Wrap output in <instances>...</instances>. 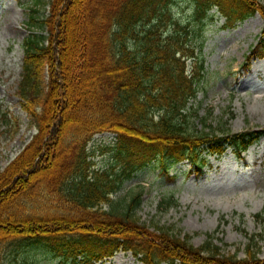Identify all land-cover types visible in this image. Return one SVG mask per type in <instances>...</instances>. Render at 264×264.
Returning a JSON list of instances; mask_svg holds the SVG:
<instances>
[{
	"label": "trees",
	"instance_id": "obj_1",
	"mask_svg": "<svg viewBox=\"0 0 264 264\" xmlns=\"http://www.w3.org/2000/svg\"><path fill=\"white\" fill-rule=\"evenodd\" d=\"M184 1V21L173 16L174 0H51L36 21L47 34L25 38L17 93L37 132L0 173V264H37L30 248L91 264L120 247L143 264H264L250 251L242 259L221 252L212 235L195 246L181 229L144 225L141 190L110 196L147 160L165 168L183 156L200 168L202 148L226 139L244 149L261 133L228 138L192 128L189 101L204 68L198 63L189 77L185 59L210 7L233 23L256 10L264 17V4ZM104 130L117 135L114 161L95 169L87 144Z\"/></svg>",
	"mask_w": 264,
	"mask_h": 264
},
{
	"label": "rangeland",
	"instance_id": "obj_2",
	"mask_svg": "<svg viewBox=\"0 0 264 264\" xmlns=\"http://www.w3.org/2000/svg\"><path fill=\"white\" fill-rule=\"evenodd\" d=\"M264 1V0H263ZM50 0H0V173L31 140L36 129L29 123L18 97V82L23 60L22 43L30 30V8L49 11ZM173 14L183 18L189 4L174 0ZM26 21V22H25ZM224 17L216 13L207 25L201 55L205 73L198 81V94L191 101L192 128L230 133L264 129V50L263 57L241 66L251 49L258 47L263 18L257 13L233 27L222 26ZM191 66V63H189ZM240 72V73H239ZM109 133H98L89 142L96 167L111 161L104 147ZM202 173L191 170L189 160L174 164L164 175L149 164L126 180L113 198L143 189L137 211L140 221L150 228L175 227L192 235L194 245L202 244L207 233H214L221 252L247 251L264 259V136L245 152L235 156L228 148L221 158L207 156ZM173 194L176 203L167 204ZM37 210H42L37 207ZM217 237V238H216ZM249 248L247 250V246ZM37 264H73L56 255L29 249ZM96 264H141L131 253L117 251ZM167 264V263H161Z\"/></svg>",
	"mask_w": 264,
	"mask_h": 264
}]
</instances>
